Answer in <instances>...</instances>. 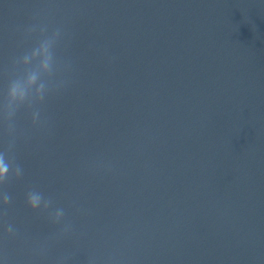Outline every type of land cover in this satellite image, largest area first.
I'll return each instance as SVG.
<instances>
[{
    "label": "clouds",
    "instance_id": "clouds-1",
    "mask_svg": "<svg viewBox=\"0 0 264 264\" xmlns=\"http://www.w3.org/2000/svg\"><path fill=\"white\" fill-rule=\"evenodd\" d=\"M7 170H8V169H7V166L4 165L2 161H0V176H3L4 173L7 172ZM31 203H32L33 207H35L36 204L38 203V201H37V199H36L35 197H33V198L31 199Z\"/></svg>",
    "mask_w": 264,
    "mask_h": 264
}]
</instances>
